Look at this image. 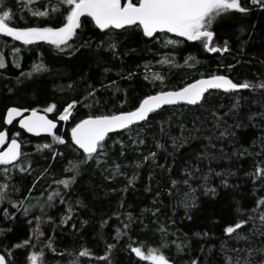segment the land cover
<instances>
[{
	"label": "trees",
	"instance_id": "trees-1",
	"mask_svg": "<svg viewBox=\"0 0 264 264\" xmlns=\"http://www.w3.org/2000/svg\"><path fill=\"white\" fill-rule=\"evenodd\" d=\"M56 3L35 0L30 6L44 10ZM240 3L249 9L247 13L234 11L212 29L213 45L224 47L227 42L225 52L209 53L199 41H185L174 34L147 38L135 28L101 32L86 16L70 40L72 48L64 52L47 42L25 45L0 34V55L5 58V67L0 68V130L6 129L9 138L18 134L23 154L20 163L26 169L7 166V199L0 202V254L10 250L12 255L6 258L12 264H28L29 252L41 250L43 264H72L74 259L78 264H151L131 252V247H141L145 255L149 248L157 249L171 264H190L192 260L227 264L229 257L233 264L237 257L241 264L245 259L248 264H264V251H260L264 249V223L259 219L264 205L257 206L264 197V178L255 174L257 166L264 168V88L257 87L264 84V8L251 0ZM3 6L14 14L10 26L60 23L59 13L36 17L20 0H4ZM66 10L65 6L62 11ZM166 39L182 42L167 45ZM113 42L117 43L115 55L109 49ZM13 48L19 51L14 53ZM189 57L194 59L186 64ZM163 58L171 63H160ZM38 62L47 70L21 75ZM157 74L164 77L163 83L155 79ZM213 74L252 87L228 92L212 89L195 106L164 105L147 122L110 132L104 155L98 157L100 163L91 159L80 164L70 188L54 183L71 175L66 167L84 159L82 151L69 147L68 130L79 119L129 111L145 95L174 90ZM72 100L79 103L69 121H58L55 131L66 141L63 145L52 136L28 135L16 123L4 125L9 106L44 112L55 104L54 112L46 114L56 120ZM44 144L52 147L37 148ZM149 153L156 155L145 160ZM116 164L119 174L113 173ZM3 167L0 183L5 182ZM58 187L62 199L54 197L49 205L48 193ZM8 200L33 207L25 215L23 207H13ZM36 217L41 218L39 238L33 237ZM240 219L247 223L237 234L224 233V227ZM24 240L30 244L14 247ZM49 242L52 248L47 247ZM85 248L91 255L79 257ZM106 252L107 258L100 260Z\"/></svg>",
	"mask_w": 264,
	"mask_h": 264
},
{
	"label": "snow or ice",
	"instance_id": "snow-or-ice-1",
	"mask_svg": "<svg viewBox=\"0 0 264 264\" xmlns=\"http://www.w3.org/2000/svg\"><path fill=\"white\" fill-rule=\"evenodd\" d=\"M20 2L24 3V7L36 17H49L50 12L59 13L61 16L59 26H10V22L14 20V14L10 8L3 6L4 0H0V34L11 37L15 41H21L25 45L38 41L47 42L61 52L72 48L70 40L76 35L77 29L81 27V18L85 16L90 17L95 28L101 30V32L113 29L127 30L135 28L140 30L143 36L147 38H155L154 34H175V36L183 38L185 41H199L209 53L225 52L227 51V42H225L224 47L213 45L214 31L212 29L214 25L217 21L229 16L234 11L242 14L249 11L248 8L242 6L240 0H57L56 4H50L44 10L31 9L30 5L35 0H20ZM251 2L253 5L264 8V0H251ZM65 6L67 10L63 12L62 9ZM181 42V40L177 39H166L165 41L167 45H177ZM116 48V42L109 44V49L113 51L114 55ZM12 51L17 53L19 49L13 48ZM190 59L194 58L189 57L185 60V63L187 64ZM14 63L17 68L20 67L18 61H14ZM160 63L170 64L171 61L163 58ZM4 67L5 58L3 55H0V68ZM145 67L147 68L148 66L146 65ZM46 70V65L38 62L34 63L27 73H22L21 75L32 76L34 73ZM145 79H148L147 75ZM155 79L160 80L161 83L164 81V77L158 74L155 75ZM249 87H252L250 83H235L226 75L213 74L206 77L201 76V78L185 83L182 87L174 90L162 89L155 91L153 94L145 95L139 100L138 105L129 111L112 112L110 114L101 113L98 115L89 114L79 119L68 130L71 140L69 147H73L76 152L82 151L84 159L76 164L69 162L71 167H66L65 171L71 172V175L54 181V183L58 186L62 185L65 189L70 188L77 178L80 164H86L91 159H96L97 163H100L98 157L104 155L105 138L110 132L130 130L131 126L137 125L139 122H147L149 115L161 109L163 105H174L180 102L196 105L202 101L205 93L211 89L228 92ZM257 87L264 88V84H259ZM94 92L95 89L88 93V96L90 97ZM78 103L79 101L76 100L67 103L63 110L60 111L56 120L49 119L46 114H42L37 108L24 109L20 107H8L3 119L5 124H11L14 118L18 117L19 125L22 129H25L29 133H47L52 136L54 142L63 145L66 141L62 136L56 135L53 130L57 128L58 121H69L72 115L71 110ZM55 108V104H49L44 109V113H53ZM24 113L27 114L25 115ZM6 137V132L0 131V145L6 143V147L0 150V166H5L2 169L5 182L0 183V202H4L7 199V190L9 188L7 181L10 180L9 167L7 166L19 168L20 171L26 170L20 163L23 154L18 141V134H13L10 140H7ZM140 143H143V141H140ZM160 146L159 144L157 145V147ZM40 147L47 149L51 148L52 145L44 144L37 146L38 149ZM56 155L54 152V159ZM155 155V153H149V156L144 157V159L154 158ZM138 166L139 164H137ZM119 170L120 165L116 164L113 166L114 174H119ZM255 174L264 178V168L257 166ZM253 178L255 179L256 177L254 176ZM134 179V176L129 178V183L131 184ZM208 191L213 192V194L215 193V189H209ZM54 197H61L62 199L59 187L48 193L47 203L49 205ZM8 202L13 207H23L25 215L33 207L31 204L25 207L23 201L13 203L11 200H8ZM191 202L194 204V197H192ZM184 204L186 208L191 206L188 202V194L185 196ZM260 205H264V197H261L257 201V206ZM40 207L43 208L44 205L41 204ZM252 211L255 213L256 208H253ZM69 212H71V209H69ZM4 215L5 218L8 217L9 212L7 209L4 210ZM259 219L264 223V212L259 214ZM36 221L37 228L33 229V237L39 238L42 235L39 229L41 218L36 217ZM64 222L65 220L62 219L61 223ZM246 223V220L240 219L233 225L224 227L223 231L225 234H237V230L241 229L242 225ZM117 232H119V229H117ZM197 235H200V233H197ZM205 235L207 234L205 233ZM29 244V240H24L22 244L14 245V247H26ZM176 246L178 249H181L180 244ZM33 247L35 246L33 245ZM47 247L52 248L51 242L48 243ZM107 247L111 250L112 245H108ZM260 251H264V249ZM131 252L135 253L137 257L151 261V264H171L169 258L154 248H149L147 255L142 252L141 247H131ZM6 255L11 256V251L7 250L6 254H0V264H12V261L7 259ZM77 255L79 257H89L91 253L85 248ZM249 255H252L251 249H249ZM107 256L108 253L106 252L99 259L105 260ZM42 257L43 250L29 252L27 256L28 264H43ZM72 264H78L77 260L74 259ZM190 264H198V262L192 260ZM227 264H233L231 257L228 258ZM236 264H241L239 257H237ZM243 264H248L247 259L243 261Z\"/></svg>",
	"mask_w": 264,
	"mask_h": 264
},
{
	"label": "water",
	"instance_id": "water-1",
	"mask_svg": "<svg viewBox=\"0 0 264 264\" xmlns=\"http://www.w3.org/2000/svg\"><path fill=\"white\" fill-rule=\"evenodd\" d=\"M156 34H154V36H155ZM172 35V34H171ZM212 90V89H211ZM210 91V90H209ZM206 94V93H205ZM202 101H203V99H202ZM202 101L200 102V103H202ZM199 103V104H200ZM178 104H182V105H188V106H195V105H192V104H185V103H183V102H180V103H177V104H174V105H178ZM196 105H198V104H196ZM164 106V105H163ZM9 107H17V106H9ZM24 109H27V108H24ZM7 110V109H6ZM6 110H5V113H6ZM38 111H40V110H38ZM42 114H46V113H44V112H42V111H40ZM25 115L27 114V113H24ZM5 115V114H4ZM47 115V114H46ZM48 116V115H47ZM48 118L49 119H52V118H50L49 116H48ZM4 120V119H3ZM54 120V119H53ZM13 123H16V126L19 128V129H21V130H23L26 134H28V135H31V136H51V135H49V134H47V133H40V134H36V133H29V132H27L25 129H22L21 127H20V125H19V118L17 117V118H14V121H13ZM12 124V123H11ZM11 124H5L4 123V125L6 126V127H8V126H10ZM57 127H58V122H57ZM57 129V128H56ZM56 129H54L53 131L55 132L56 131ZM0 131H5L6 132V134H7V137H6V139L7 140H10L11 138H9V135H8V132H7V130L6 129H2V130H0ZM116 131H119V130H116ZM19 141V140H18ZM19 143H20V141H19ZM20 145H21V143H20ZM3 147H6V143L4 144V145H0V150H2L3 149ZM21 151H22V146H21Z\"/></svg>",
	"mask_w": 264,
	"mask_h": 264
},
{
	"label": "rangeland",
	"instance_id": "rangeland-1",
	"mask_svg": "<svg viewBox=\"0 0 264 264\" xmlns=\"http://www.w3.org/2000/svg\"><path fill=\"white\" fill-rule=\"evenodd\" d=\"M31 7V6H30ZM31 9H32V7H31ZM33 10V9H32ZM175 35V34H174ZM72 111V110H71ZM58 117V116H57ZM62 122H65V121H62ZM63 131V128L61 129V131L60 132H62ZM60 136V135H59ZM3 172V171H2ZM4 174V173H3Z\"/></svg>",
	"mask_w": 264,
	"mask_h": 264
},
{
	"label": "flooded vegetation",
	"instance_id": "flooded-vegetation-1",
	"mask_svg": "<svg viewBox=\"0 0 264 264\" xmlns=\"http://www.w3.org/2000/svg\"><path fill=\"white\" fill-rule=\"evenodd\" d=\"M22 146V145H21Z\"/></svg>",
	"mask_w": 264,
	"mask_h": 264
}]
</instances>
